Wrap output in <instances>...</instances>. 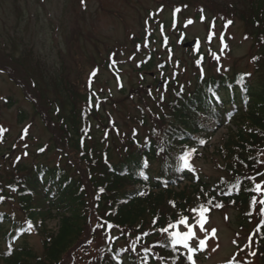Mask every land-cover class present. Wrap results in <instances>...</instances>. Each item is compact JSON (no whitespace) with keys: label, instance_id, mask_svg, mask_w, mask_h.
Wrapping results in <instances>:
<instances>
[{"label":"rangeland","instance_id":"1","mask_svg":"<svg viewBox=\"0 0 264 264\" xmlns=\"http://www.w3.org/2000/svg\"><path fill=\"white\" fill-rule=\"evenodd\" d=\"M248 2L0 0V212L20 215L29 204L34 211L39 200L25 204L23 196L32 169L58 166L85 193L86 223L73 246L84 241L82 248L71 252L69 247L56 264H91L114 245L140 251L147 263L183 264L191 255L188 250L175 245L174 257L184 256L170 259L166 247L171 233L188 230L184 225L170 227L184 217L195 225L198 239L189 242L192 247L208 237L206 247L193 256L195 264H264V241L261 244L258 233V227H264V139L253 149L234 136L238 124L248 127L243 114L235 124L200 136L195 145L175 148L179 164L184 162L197 177L181 186L193 202L181 205L185 211L175 220L164 218L167 211L161 209L155 226L146 216L140 227L93 228L105 219L97 204L100 192L93 188L102 182L101 165L118 162L125 149L133 150L135 139L162 136L177 110L198 90L212 95L216 83L226 79H234L238 87L243 82L264 85V43L251 36L236 14L230 15V6L244 12ZM195 40V48L184 47ZM25 50L29 54L24 57ZM228 88L224 84L219 89ZM198 118L202 127L216 123ZM191 149L196 152L188 158L189 168L181 157ZM152 167L157 170L159 165L154 162ZM238 178L251 185L249 191L245 188L247 196L238 203L221 199ZM201 204L203 231L201 213L192 211ZM161 205L167 208V203ZM58 223L57 218L47 219L38 233L11 246H28L35 255L32 263L45 264L44 237L55 234ZM7 246L0 237V250Z\"/></svg>","mask_w":264,"mask_h":264},{"label":"trees","instance_id":"2","mask_svg":"<svg viewBox=\"0 0 264 264\" xmlns=\"http://www.w3.org/2000/svg\"><path fill=\"white\" fill-rule=\"evenodd\" d=\"M248 4L249 7L244 12L238 11L235 6H230L233 11L230 15L235 16L236 14L234 18L239 17V22L251 31V36L264 43V0H249ZM28 54L29 52L23 56ZM204 83L208 87V83ZM224 84H227L229 88L223 93L219 88ZM241 86V88L238 87L234 79L218 82L214 88L211 86L214 89L213 92L217 94L215 97H212L209 91L207 93V90H198L193 97L190 96V99H187L184 106L180 107L181 110H177L178 114L172 122L166 125V129L161 132L162 136L157 135L156 138L150 136L144 141L135 139L131 142L133 150L131 147V149H125L126 154L119 158L118 162L107 163V166L101 165L100 178L102 182H97L93 188L100 192L97 204H99L100 212L105 219L101 221L103 223L97 220V224L93 228L102 230L103 225L106 227L107 225L126 228H133L134 225L140 227L143 226L145 220L143 218L146 216H150L153 222L155 221V226L161 219L158 216L161 209L167 211L164 218H168L170 221L175 220L177 214L185 211L184 207L186 208L193 202V200L187 199V190L181 186L186 182H194L191 175L181 172L179 169L178 157L174 156L177 152L175 148L193 146L200 136L214 134L215 126L224 124L229 114L230 117L233 114L232 124L236 123L238 115L247 116L248 127L241 128L238 124L236 127L238 133H235L234 136L238 137L240 143L245 144L247 148L254 149L256 144L264 139V85L261 84V87L258 88L243 82ZM205 95L207 97L204 99ZM194 112L198 115L192 123L191 117ZM198 116L209 118L208 120L216 121L217 124L215 126L212 124L211 127L208 125L202 127ZM161 156H166V160H162ZM144 161L148 162L147 167L144 166ZM154 162L159 164L157 170H153ZM31 175L32 178L28 177V182L24 186L23 196H27L24 203L29 204L37 199L41 205L34 211L30 204L27 208L22 207L20 215L19 213L11 215L0 212V237L3 242L9 244L6 249L0 250V264L35 263V255L32 254V250L28 246L15 248L11 245L15 237L26 239L34 231L38 233L39 224L43 225L50 218H57L59 227L55 234L44 237L43 245L47 261L45 264H56L67 249L69 247L72 249L76 240L82 238L83 222L86 217L85 193L81 191L68 173L58 166L37 165L32 169ZM238 179L239 182L238 180L233 182L236 184L230 186L228 192L221 193L226 196L223 198L220 195L221 199L236 203L247 196L245 188L249 191L251 185L243 180L245 178ZM170 201L174 204L170 203L172 205L169 206L168 202ZM197 201L199 202V198ZM162 203H167V208L162 207ZM40 214L42 220L39 221ZM258 229V233L261 235L259 241L263 244L264 227L261 225ZM116 231L123 239H127L126 233ZM84 243L82 241L71 252L79 251ZM172 249L166 247L167 252L165 251L170 259L184 256L174 257L172 252H176V250ZM184 253L186 254V252ZM140 254V251L129 249V246L116 248L114 245L112 249L105 248L104 252L99 254L91 264H154L150 260L147 263ZM186 260L187 258H184L183 264H186ZM37 264L44 263L38 261Z\"/></svg>","mask_w":264,"mask_h":264},{"label":"snow or ice","instance_id":"3","mask_svg":"<svg viewBox=\"0 0 264 264\" xmlns=\"http://www.w3.org/2000/svg\"><path fill=\"white\" fill-rule=\"evenodd\" d=\"M189 23H192V21H189ZM229 24H231V21H228ZM243 79V77H241V80ZM0 131H4V129L0 128ZM201 144L205 143V141L201 140L200 141ZM196 149H191L190 151H188L187 153H185V155L183 157H181V159H183L185 161V167H191V164L189 162V157L193 154H195ZM144 166L147 167L148 166V162L144 161ZM251 179L255 180V177H252ZM257 189L260 188V185L257 184ZM252 205L255 206L256 204V200L255 198H253V200L251 201ZM261 204H264V201H260ZM218 206H222V205H218ZM193 212L199 211L201 213V222L199 223V229L201 231L204 230V211H205V205L201 204L199 206V209H192ZM262 211H264V209H262ZM180 225H184L188 230L187 231H175L173 233H171L172 235V242L174 245H182L183 248L187 249L188 252L191 255L187 256V260L190 262V264H195V260L193 259V256L197 253L198 250H203L206 247V243H207V239L208 237L205 236L204 239H199V244L198 247H192L190 245V241L194 240V239H198L197 237V233L194 230L195 229V225L190 224L189 223V219L188 217H184L183 219H181L179 221V224L177 225H170V227H174V228H179ZM162 231H168V229H163ZM215 229L212 230V236H215Z\"/></svg>","mask_w":264,"mask_h":264},{"label":"water","instance_id":"4","mask_svg":"<svg viewBox=\"0 0 264 264\" xmlns=\"http://www.w3.org/2000/svg\"><path fill=\"white\" fill-rule=\"evenodd\" d=\"M196 44V42H194L193 44H191V45H187V46H189V47H193L194 45Z\"/></svg>","mask_w":264,"mask_h":264}]
</instances>
